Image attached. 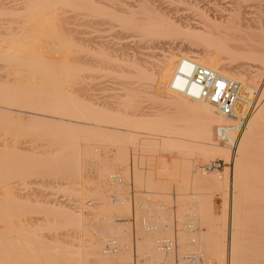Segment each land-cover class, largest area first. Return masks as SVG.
<instances>
[{"label": "bare ground", "instance_id": "1", "mask_svg": "<svg viewBox=\"0 0 264 264\" xmlns=\"http://www.w3.org/2000/svg\"><path fill=\"white\" fill-rule=\"evenodd\" d=\"M208 3L213 9L200 11V24L192 27L148 0H138L135 11L118 1L20 0L13 8L0 0V264H128L132 251L148 264H172L174 255L178 264L196 257L207 264L211 256L225 264V254L229 264H264V231H256L262 226L247 227L253 234L246 228L264 225V91L246 114L257 82L242 67H224L253 60L264 73V42L253 43L259 26L243 23L240 11L222 18L216 2ZM106 31L120 37L134 31L153 48L181 39L203 51L185 55L172 48L154 61L138 49L113 58L99 35ZM198 58L223 66L221 73L211 71L241 84L235 117L219 115L186 86ZM106 78L110 85L96 87L94 81ZM216 157L233 162L230 186L228 176L219 182L207 169ZM128 180L133 194L146 196L131 198L145 213L135 212L142 230L133 250L122 224ZM213 189L224 198L221 219L211 215ZM171 192L177 203L166 214L161 199L152 203ZM60 193L78 206L49 199ZM198 219L205 231L189 233Z\"/></svg>", "mask_w": 264, "mask_h": 264}, {"label": "rangeland", "instance_id": "2", "mask_svg": "<svg viewBox=\"0 0 264 264\" xmlns=\"http://www.w3.org/2000/svg\"><path fill=\"white\" fill-rule=\"evenodd\" d=\"M98 1H104V2H107V3H112V2H119V3H121L122 4V7H123V9L124 10H126V11H129V10H136L137 9V6H138V0H98ZM211 1V3H215L216 2V7H217V9L218 10H221L220 12H219V14L222 16L223 15V17L222 18H224L225 16H226V14H229L231 11H230V9L231 10H234V11H232V13H238V11H240L239 13H240V17L242 16L243 18H245V20L243 19L242 21H243V23H245V24H249V25H251V26H253V27H255L254 25H256V27H258L259 28V31L257 32V33H255L256 34V36H250V39H252V41H253V43L255 44H261L262 42H260V40L262 39L263 40V42H264V35L262 36V37H259V36H261V34H262V32L264 31V0H148V2L150 3V5L151 6H153L156 10H158L161 14H164V15H166L167 17H170V19H172V20H174L175 22H177V24H188L189 26H197V25H199L200 24V21H201V12L200 11H202V10H206V9H213V4H211L212 6L211 7H209V4L210 3H208V2H210ZM6 2H8V3H10V5H13V8H17V7H19V3H20V0H6ZM190 2H192V3H190ZM115 4V3H114ZM189 4V5H188ZM204 4V5H203ZM218 4V5H217ZM181 5H183V6H181ZM187 5V6H186ZM215 5H214V7H215ZM193 8V9H191V8ZM229 7V8H228ZM173 8V9H172ZM183 8V9H182ZM186 8V9H185ZM203 8V9H202ZM201 9V10H200ZM223 9V10H222ZM226 9V10H225ZM236 9V10H235ZM223 11V12H222ZM224 11H226L225 12V14H224ZM229 11V12H228ZM228 12V13H227ZM261 12V13H260ZM181 13V14H180ZM222 13V14H221ZM231 14V13H230ZM229 14V15H230ZM197 15V16H196ZM252 15H253V17H252ZM255 15V16H254ZM261 15V16H260ZM251 16V17H250ZM241 17V18H242ZM257 17V18H256ZM256 18V19H255ZM251 19V20H250ZM183 20V21H182ZM246 20H248L247 21V23H246ZM253 20H255V21H253ZM257 20H259V21H257ZM251 22V23H250ZM242 23V22H241ZM263 27V28H262ZM260 28L262 29L261 31L262 32H260ZM134 32V31H133ZM133 32H125L126 34L124 35V36H116V34L114 33V32H111V31H106V32H102V33H100L99 35H101V36H105V40L104 41H106L107 42V47H109V49H108V51H109V53H110V55L114 58V57H117V58H120L121 57V55H122V53H125V52H132L133 50H138V49H140L141 50V52L143 51H146L147 53L149 52V54H150V52H151V56L153 57V60L154 61H156V60H159V59H157V58H160V56H161V58H162V53H164V52H169V50L171 51L172 50V48H174V49H176V50H180V52L178 53V54H181L182 52H183V54H185L186 55V53H187V55H191V54H188V52L190 53V51L191 52H193V54L194 55H197L198 53H196V52H202L203 51V48H201V47H199V46H197L196 44H193L192 45V43L190 44L189 42H186V41H182L181 39L179 40V39H174V40H169V41H166V44H165V42H164V44H160L161 45V47H160V45H157L156 46V48H153L152 47V45H151V43L148 41V40H145V39H143L142 40V38L138 35V34H136L135 32L133 33ZM260 32V33H259ZM259 33V34H258ZM264 33V32H263ZM94 35V34H93ZM91 36V35H90ZM239 37H244L243 35H241V33L238 35ZM84 37V36H83ZM87 37V36H86ZM89 37V36H88ZM253 37V38H252ZM254 38H256V40L254 39ZM258 38V39H257ZM104 39V38H103ZM103 39H102V41H103ZM261 40V41H262ZM178 41V42H177ZM183 43H182V42ZM251 41V40H250ZM257 41H259V43L257 42ZM169 45H168V44ZM180 43V44H179ZM182 43V44H181ZM167 45V46H166ZM180 45V46H179ZM262 45H264V44H261V46ZM153 48H151V47ZM148 48V49H147ZM163 48V49H162ZM260 49H261V47H259ZM262 48H263V46H262ZM144 49V50H143ZM159 49V50H158ZM160 49H161V51H160ZM169 49V50H168ZM173 49V52H176V50H174ZM256 48H254V50H255ZM153 50V51H152ZM182 50V51H181ZM188 50V52H186ZM190 50V51H189ZM139 51V50H138ZM166 52V53H167ZM184 52H186V53H184ZM196 53V54H195ZM169 54V53H168ZM192 54V55H193ZM154 55V56H153ZM201 57V56H200ZM199 57V58H200ZM203 57V56H202ZM160 58V59H161ZM199 58H198V60H199ZM201 59V58H200ZM152 60V61H153ZM198 60L195 62V65H200V66H202V67H205V68H207V67H209V65H210V67H209V69L211 70V67H212V71H214V72H216V71H218L217 73H221V72H219V71H222V70H220V69H222L223 68V66H220L219 68H217V66H218V64H216V63H210L209 61H205L204 59V63L202 62V60H199V62H198ZM198 62V63H197ZM201 62V63H200ZM237 62H239V61H237ZM237 62H233L232 64H226L225 63V65H224V67L226 68L227 66H229V69L230 70H232L233 71V69L234 70H236V68H240V67H242L241 69H238V70H240V71H243V72H241V73H243V74H248L247 76H250V77H253L254 78V81L255 82H257L256 83V85L255 86H253L252 88H253V90H255V92H254V96L255 97H258V95L261 93V92H263L264 91V73H262V71L260 70V69H262V68H259V66H260V64H259V62H257L256 61V63L257 64H255V62H253V60H252V62H251V60H250V62H248V60H247V62L248 63H250V64H248V63H246L245 64V62H242V61H240L238 64H237ZM202 63H203V65H202ZM236 63V64H235ZM213 64V65H212ZM235 64V65H234ZM243 64V65H242ZM116 65V64H115ZM248 65V66H247ZM239 66V67H238ZM114 67H116V66H114ZM222 67V68H221ZM249 67V68H248ZM228 68V67H227ZM247 69V70H246ZM254 70H256V71H254ZM230 72V73H233V72ZM264 71V70H263ZM223 72V71H222ZM254 72V73H253ZM259 74V75H258ZM261 76V77H260ZM232 80V79H231ZM110 81H113V79H108V78H106V79H99V80H96V81H94V83H97L98 85L96 86V87H98V88H103V87H105V86H107V85H110ZM259 83V84H258ZM173 85V84H172ZM172 85H171V87H172ZM93 95H95V97H99V96H101V93L100 92H98V91H93V92H91ZM244 95L246 96L247 94L246 93H244ZM189 101V100H188ZM149 102V101H148ZM147 101H146V103H144V105L147 107V105H148V107L150 106V102L148 103ZM152 102V101H151ZM263 102H264V98H263ZM262 102V103H263ZM152 105H153V107H159L160 105H157V104H153V102H152ZM155 105V106H154ZM208 160V159H207ZM199 161H201L200 162V164L202 163V162H204V160H202V159H200ZM213 162H216V164H219V167L218 168H211V169H208L209 167H207V169H208V171H210V172H215L216 174H218L219 175V177L217 178L218 180H219V182L221 181H223L224 179L223 178H226L227 176H228V183H229V186H230V183H231V175H232V167H233V162H232V160L229 158V160L226 162L223 158H220V157H216V158H212V159H209L208 160V162H207V164H212ZM204 163H202V165H203ZM208 165V166H209ZM228 173V174H227ZM226 175V177H225V175ZM221 175V176H220ZM221 180H220V179ZM217 179H214V180H216V182H218V180ZM125 186H128V187H130V189L128 190L129 191V194H127V196L129 197V212H128V214H126V215H123V219L122 218H120V219H122L123 221V226H125L126 225V228H127V231L129 230V231H131L129 234V236H128V238L131 236V234H132V240H131V238H129L130 239V244H131V241H133L134 243H135V240H136V237L134 236V234H139L138 232H140L142 229H140V227H141V224H140V222H138V221H135V212L139 215V216H141V217H143V216H145V213H140V209L138 208V206H136V207H134L132 204H131V198L132 197H134V196H139L138 198H144V197H146V196H142V195H139V194H133L132 192H131V181L130 180H128V181H126L125 182ZM230 189H229V192H228V195L226 194V197L225 198H228L227 199V201H226V199H225V203H227L226 205H224L223 203H224V198H223V195L222 194H220L219 192H218V190L217 189H213V192H212V195L210 196V199H211V197H212V199L210 200V202H211V209H212V211H211V215L212 216H214V218L216 219V218H222L223 216V205H224V207H225V209H226V211H225V215H226V219H225V224H224V226H225V229H226V235H225V248H226V250H228V247L227 246H229V238L228 237H230V219H229V210L231 209V206H230V204H231V187H229ZM217 190V191H216ZM216 191V192H215ZM132 193V194H131ZM172 194H174V192H171ZM218 193V194H217ZM260 193V192H259ZM172 194H170V196H167V197H161V195H155V194H153V195H155V198L153 199V203L152 204H155V203H157L158 204V202L160 201V199L162 200V201H160L159 203H162L163 202V204H165L166 205V207L164 208V209H168V210H170V212L169 213H171L172 211H171V208H173V207H175L176 205V203L177 202H175L176 200H175V197H172ZM45 195V194H44ZM48 195V196H47ZM49 195L50 194H46V199H48L49 198ZM52 195V196H51ZM50 196V200L52 201L53 199H54V197H56L55 199H54V202H57V204H64V205H66V203H67V205L66 206H69L70 205V207H74V208H76L77 206H78V203H76V201L74 202H72V201H69V202H67V198L68 197H63L64 196V194H51ZM56 195V196H55ZM61 195V196H60ZM113 196H115V194H112ZM134 195V196H133ZM144 195V194H143ZM176 195V194H175ZM205 199V202H206V199L208 198L207 197V194H201ZM222 195V196H221ZM160 196V197H159ZM154 197V196H153ZM152 197V198H153ZM53 198V199H52ZM62 198V199H61ZM73 198V197H72ZM163 198V199H162ZM167 198V199H166ZM48 199V201H50ZM58 199V200H57ZM59 199H61V200H59ZM64 199V200H63ZM74 199V198H73ZM184 199V198H183ZM57 200V201H56ZM165 200V201H164ZM184 200H186V199H184ZM62 201V202H61ZM89 201H93V199H89ZM73 204H72V203ZM171 202V203H170ZM185 202V201H184ZM199 202H200V200H199ZM70 203V204H69ZM74 203H76V204H74ZM168 203V204H167ZM88 204H90L91 205V207H94V206H92V204H94V203H91V202H89ZM156 204V205H157ZM170 204V205H169ZM74 205V206H73ZM137 205V204H136ZM169 205V206H168ZM222 205V206H221ZM264 205V204H263ZM132 206H133V208H132ZM227 207V208H226ZM134 209V210H133ZM137 209H138V211H137ZM205 210V215H207V209L205 208L204 209ZM167 211V210H166ZM93 212V211H92ZM90 212L92 215H94L96 212ZM89 213V214H90ZM168 213V214H169ZM173 213V212H172ZM147 214V213H146ZM128 215V216H127ZM138 215L136 216L137 218H138ZM91 216V215H90ZM170 217V216H169ZM171 217L173 218V215L171 214ZM126 218V219H125ZM134 220V221H133ZM173 220L174 219H172L171 220V222H173ZM128 223V224H127ZM169 223V222H168ZM166 223L167 225H169V224H171V223ZM205 223H206V221H205ZM121 224V225H122ZM128 225V226H127ZM171 225H173V223L171 224ZM193 225V227L192 228H190V229H188V232L189 233H201L203 230L205 231V229H206V227L205 226H201V224H200V220L198 219V220H195L194 221V223L192 224ZM251 225V226H250ZM252 225H255L256 227L257 226H262L261 227V229L259 228V227H257V229H256V231L257 232H263L264 230H262V229H264L263 227H264V225H259V224H251V223H249V224H247L246 225V228L247 227H253ZM255 226L253 227V231L255 232ZM130 227V229H128ZM132 228H133V230H132ZM136 228V229H135ZM247 229H249V228H247ZM136 230V231H135ZM247 232H249L250 231V233H252L251 232V230L249 229V231L248 230H246ZM164 232V231H163ZM249 233V234H250ZM264 233V232H263ZM253 234V233H252ZM139 236L137 235V238H138ZM163 237V236H162ZM250 237H251V234H250ZM261 237V236H260ZM228 238V239H227ZM135 239V240H134ZM132 242V244H133V247H132V244H131V246H130V249H132V248H134V243ZM189 245H190V247L191 248H198V246H199V244L198 243H189ZM133 250V249H132ZM132 255L130 256L131 258H130V262H131V264H146L147 262L149 263V260L147 259H144L143 257L144 256H141V257H139V255H137V253H134L133 251H132V253H131ZM135 255V256H134ZM225 264H229V258H228V256L225 254ZM136 258V259H135ZM138 258V259H137ZM145 258H146V255H145ZM228 258V259H227ZM217 259L214 257V256H211L210 258H209V262L207 263V264H217V261H216ZM146 261V262H145ZM178 261H179V259H178V256L177 255H174L173 256V259H172V264H178ZM189 261H190V264H203L204 262H202L201 261V259L200 258H198V257H196V259H192V258H190L189 259ZM130 262H128V264H130ZM137 262H139V263H137ZM142 262V263H141ZM145 262V263H144ZM147 263V264H148ZM162 263V262H161ZM180 264V263H179ZM205 264V263H204Z\"/></svg>", "mask_w": 264, "mask_h": 264}, {"label": "built area", "instance_id": "3", "mask_svg": "<svg viewBox=\"0 0 264 264\" xmlns=\"http://www.w3.org/2000/svg\"><path fill=\"white\" fill-rule=\"evenodd\" d=\"M187 85L194 89L195 99L210 105L223 117H235V109L239 103L242 90L240 83L227 80L209 69L193 64L190 69V75L186 78V86ZM184 91L185 88L182 92ZM256 104L257 97H255L253 93L247 105L246 114L255 109ZM218 131L220 133L224 132L222 128H219ZM215 167L218 168L219 164L213 162L209 165L208 169Z\"/></svg>", "mask_w": 264, "mask_h": 264}, {"label": "crops", "instance_id": "4", "mask_svg": "<svg viewBox=\"0 0 264 264\" xmlns=\"http://www.w3.org/2000/svg\"><path fill=\"white\" fill-rule=\"evenodd\" d=\"M169 195H170V194H168V196H169ZM161 196H163V195H161ZM172 197H175V194H172ZM174 208H175V207L171 208V211H173V212H174V210H175ZM166 210H167V211H168V213H169V211H170V210H168V209H165V211H166ZM163 211H164V210H163ZM167 211H166V212H163V213H166V214H168V213H167ZM171 213H172V212H171ZM166 214H165V215H166ZM173 215H174V214H173ZM164 229H165V228H163L162 230H164ZM165 230H166V229H165ZM168 230H169V229H168Z\"/></svg>", "mask_w": 264, "mask_h": 264}]
</instances>
